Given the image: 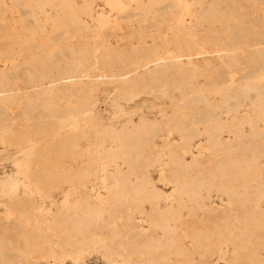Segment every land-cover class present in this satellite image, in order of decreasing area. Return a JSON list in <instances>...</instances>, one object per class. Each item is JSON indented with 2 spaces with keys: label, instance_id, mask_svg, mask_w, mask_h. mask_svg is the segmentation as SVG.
<instances>
[{
  "label": "rangeland",
  "instance_id": "rangeland-1",
  "mask_svg": "<svg viewBox=\"0 0 264 264\" xmlns=\"http://www.w3.org/2000/svg\"><path fill=\"white\" fill-rule=\"evenodd\" d=\"M86 2L103 19L89 15ZM191 54L199 67L169 59ZM142 67L150 79L132 94L131 71ZM0 71V186L18 182L15 192L0 191V264H109L103 243L110 234L118 236L124 257L140 264H233L243 252L264 259V0H0ZM94 101L99 127H130L142 117L157 125L111 138L82 118ZM245 113V136L231 155L220 156L225 173L219 161L199 165L185 155L189 163L178 176L193 191L183 195L187 206L177 203L182 191L170 167L163 165L160 175L150 139L161 145L160 135L169 133L182 142L185 129L195 130L192 142L202 147L192 152L208 158L210 137L197 131L213 117L225 125L217 130L221 143H234V117L243 120ZM131 154L138 172L122 184L147 173L157 197L130 193L117 211L85 228L76 225L87 205L117 188L107 171L131 170L125 162ZM224 175L241 195L263 188L256 203L263 213L247 224L231 216L229 196L219 187ZM204 204L218 217L227 211L231 226L207 223ZM176 209L186 218L176 223L186 256L169 248L161 227L152 231L158 247L135 242L129 217L142 240L149 213L170 218Z\"/></svg>",
  "mask_w": 264,
  "mask_h": 264
},
{
  "label": "bare ground",
  "instance_id": "bare-ground-1",
  "mask_svg": "<svg viewBox=\"0 0 264 264\" xmlns=\"http://www.w3.org/2000/svg\"><path fill=\"white\" fill-rule=\"evenodd\" d=\"M178 1V0H177ZM88 5V12L89 15L94 17L95 19L101 20L103 19V14L95 12L93 9L94 6L91 5V3L86 2ZM139 2V6H140ZM68 5V4H67ZM70 5V4H69ZM180 16V22L184 24L183 22V17ZM176 18V17H175ZM108 20V19H107ZM106 20V21H107ZM176 20V19H175ZM102 22V21H101ZM179 22V23H180ZM104 24V22H103ZM83 25L85 27H89V25L85 22H83ZM178 27V26H177ZM91 28V27H90ZM89 29V28H88ZM185 29V28H184ZM182 27L179 31L184 30ZM169 59L172 61L173 64L177 66H182L184 64L188 65V67H199V60L195 55H189L187 56V59L184 61L182 59L177 58L176 56H169ZM206 62H209L208 59L205 60ZM150 71L146 67L142 68H134L131 71V84H132V94H134L135 88L138 83L141 82H147L150 79ZM4 76V71H0V79ZM136 96V95H135ZM206 101L208 102L209 100L206 98ZM97 106L96 101L92 105H90L88 108H86L85 111L81 113L82 118H86L87 120H91L94 125L98 128V133H103L106 136H109L111 138H121L123 135L126 134V132H135V133H143L145 131L153 129L157 124L150 122L149 119H146L142 117L138 121H132L131 120V126L127 127L126 125L122 128H115L111 127L108 125H105L103 127H99L98 125V117H97V112L95 110ZM80 115V114H79ZM79 115L76 116L75 119H79ZM75 117V116H74ZM250 116L245 113L244 119H236L234 117V125L238 128V140L234 141V143H229L228 145H223L221 143L220 135L217 134V130L221 127H224L225 125L218 120H214L212 117L211 123L208 124L203 131H197V135L201 136L204 134L209 135V140H208V145L210 149H213V152L211 153V156H204L205 158L199 159L197 155H195L192 150L194 148L200 149L201 143L198 144H193L192 139L195 137L196 134L195 130H188L185 129L183 131V140L182 142H173L170 139V134H165L162 132L160 129V132L163 133V135H160V138L162 139V144H156L153 141V139H150L151 145H149V149L155 153V156L153 158V162H159L161 166V176H165V168H163V165H166L170 167L169 172L175 176L176 178V183L177 187L181 189V197H179L176 201L179 204H186L185 199L183 198V195H188L189 192L193 191V186L190 184L182 183L180 181V178L178 176V172L182 169V167L186 166L189 162L185 158V155L188 153L192 154V160L191 162L194 164H199V165H208L209 163H212L213 161H219L218 162V167L220 170H222V174L227 171V166L221 163L219 160L221 155L224 154H230L231 155V149L234 145L238 144V141L245 136V133L243 131V125L246 120H249ZM130 122V121H129ZM171 133V132H170ZM168 135V136H167ZM172 146L177 147V152H174L171 149ZM112 149H114L112 147ZM169 149L168 152L165 150ZM115 151V150H114ZM227 152V153H225ZM165 156L168 158L167 161H165ZM177 157L179 160V163L175 162L174 158ZM125 162H128L131 165V170L126 173L120 169H117L116 171H107L106 176L113 178L116 183H118V186L115 190H112L109 195L104 198L100 203L94 204L93 206L87 205L86 207V215L75 222L76 225L81 226L83 228L93 225L94 223L100 221L102 219V215L104 212L109 211V212H114L117 211L118 207L121 205V202L123 198L130 194V193H136V194H143L144 199L148 198H154L157 197L158 190L155 187L153 181L151 180L149 174L145 173L143 178H140L136 181V183H133L132 185H123V180L125 178H129L130 174L131 175H136L138 172V160L137 156L131 154V156H126L125 157ZM236 163V162H235ZM236 165H238L236 163ZM168 172V171H167ZM228 175H224L223 178L221 179L220 183V188L222 189L223 192L227 193L229 196V206L230 211H234L235 214L231 216H238L241 220L247 224L248 219L253 216L255 213H263V211L259 208V206L256 204L258 202V192L263 189V188H258L255 191V195L257 196H247V190L244 191V195L240 194L238 191H236L235 184L227 179ZM181 182V183H180ZM18 182L17 180H5L2 182L0 186V191L6 192V193H13L17 190ZM85 186V185H84ZM92 195H87V198L89 199ZM203 198L198 199L201 201ZM183 201V203H181ZM173 208H175L174 202H172ZM235 207V208H234ZM204 212L208 214L207 217V223H215L216 225L220 224L221 222H224V224L227 227H230V221L227 220L226 218L229 217V214H226L227 211H224V216L223 217H218L216 216L219 214L217 212V209L212 206L211 208H207V206L204 204L203 205ZM219 211V210H218ZM229 211V212H230ZM222 213V211L220 212ZM170 218H164V216L158 214V215H153L149 213V227H150V232L149 234H146V237L142 240L139 238V233L137 229L140 228V225H138L131 217L130 223L131 227L133 228V236L136 239L135 242L139 241V244L143 246L144 248L147 247L148 245H152L153 247H158L156 244L155 238L152 236V231L155 230L157 227H161L164 233V239L165 241L169 244V248H173L175 251L174 253L177 255H184L186 256L187 249L183 246V239H181V235L177 232V222L182 221L184 214L180 209H176L171 213ZM223 219V220H222ZM247 226V225H245ZM183 230H186L185 228ZM187 231V230H186ZM185 231V232H186ZM187 233V232H186ZM185 233V234H186ZM116 234H110L108 237V240L103 243V248L104 250L110 254L109 257V264H140V263H135L134 259L131 257H124L122 248L123 246L120 244L119 241H116L114 237H116ZM187 236V235H185ZM189 236V234H188ZM197 238H199L198 243L200 247H203V242H202V236L201 234L196 235ZM118 238V236H117ZM113 239L114 241H112ZM237 239V238H234ZM182 242V243H181ZM193 242L195 240L193 239ZM235 242V240H234ZM196 244V242H195ZM198 244L195 245V247ZM238 246V245H237ZM236 246V247H237ZM168 248V249H169ZM189 249V248H188ZM151 250V249H150ZM237 250V249H236ZM196 252V251H195ZM221 251L218 249L217 253H220ZM187 253V254H186ZM191 253V252H190ZM214 253V252H212ZM216 253V252H215ZM260 254V253H259ZM257 252H254V254L251 253H244L239 254L238 257L237 255L231 258L233 260V264H252L255 258L259 259L260 264H264V259L261 258ZM213 255V254H212ZM118 257V258H117ZM229 260V258H228Z\"/></svg>",
  "mask_w": 264,
  "mask_h": 264
}]
</instances>
